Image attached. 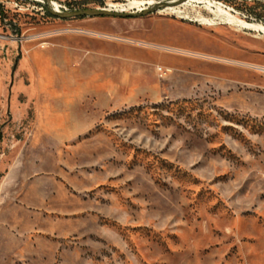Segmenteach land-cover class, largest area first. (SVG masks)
<instances>
[{"label":"rangeland","instance_id":"374dc122","mask_svg":"<svg viewBox=\"0 0 264 264\" xmlns=\"http://www.w3.org/2000/svg\"><path fill=\"white\" fill-rule=\"evenodd\" d=\"M158 1L50 5L140 11ZM257 25L264 0L69 19L43 0H0V264H264V115L225 102L236 80L255 84H237L240 93L264 94ZM134 28L146 44L94 32ZM100 37L151 70L187 72L189 91L158 77L160 101L104 111L86 131L48 132V94L67 88L56 69L48 89V56L88 60ZM40 180L43 200L31 188Z\"/></svg>","mask_w":264,"mask_h":264},{"label":"crops","instance_id":"0c3cea01","mask_svg":"<svg viewBox=\"0 0 264 264\" xmlns=\"http://www.w3.org/2000/svg\"><path fill=\"white\" fill-rule=\"evenodd\" d=\"M138 31L134 28L126 32L115 29L94 32L105 37H125L136 43L146 44L145 40L138 37ZM125 46L110 38L100 37L93 50L85 51L89 52V55L93 53L88 60L75 52L68 55L70 59L65 58L64 55L61 59L56 58V55L48 56V89L53 88L56 69L60 71V80L67 86L62 92L54 93L55 95L48 94V132L86 131L92 127L94 118L99 119L104 111L116 110L124 105H133L140 99H151L157 102L164 97L161 94L166 91V85L158 80L156 71V66L161 64L154 65L151 70L148 65L134 61L127 54L115 51V48H126ZM165 68L169 70L165 77L171 81L173 88L176 85L180 91H189L188 87L187 90L181 89L182 76H186L187 72L180 71L181 73L178 74V70L174 67L166 66ZM231 83L233 84L229 85L232 88L227 90L226 99L228 101L226 100V103L238 99L244 104L229 105L233 108L238 106L245 108V111L253 115H264V94L250 91L240 93L237 87V84L253 85V82L236 80ZM191 85L193 84L189 87ZM221 86L228 85L222 84ZM243 95H247L246 99ZM57 98L60 102L54 103V99ZM85 109L93 110L94 113H88ZM46 171L48 173V170ZM46 175L48 177V174ZM31 188H34L36 197H43L42 200L48 195L46 181L40 180L32 184ZM38 201L37 204L40 203Z\"/></svg>","mask_w":264,"mask_h":264},{"label":"water","instance_id":"95a60500","mask_svg":"<svg viewBox=\"0 0 264 264\" xmlns=\"http://www.w3.org/2000/svg\"><path fill=\"white\" fill-rule=\"evenodd\" d=\"M184 0H159L157 3L153 5H149L140 11H119L113 10L111 8H90L84 7L80 9L74 10H55L50 5V0H43L44 4L47 7L48 12L56 17L62 19L76 18V17H99V16H107V17H118V18H131V17H141L147 15L149 13L156 12L159 8L176 5Z\"/></svg>","mask_w":264,"mask_h":264},{"label":"built area","instance_id":"2783aa9c","mask_svg":"<svg viewBox=\"0 0 264 264\" xmlns=\"http://www.w3.org/2000/svg\"><path fill=\"white\" fill-rule=\"evenodd\" d=\"M156 71H157V75L160 78H164L166 76V74L169 72V70L167 68H164L161 65L156 66ZM264 71V69H263Z\"/></svg>","mask_w":264,"mask_h":264},{"label":"trees","instance_id":"16d2710c","mask_svg":"<svg viewBox=\"0 0 264 264\" xmlns=\"http://www.w3.org/2000/svg\"><path fill=\"white\" fill-rule=\"evenodd\" d=\"M163 103H156L154 107H162Z\"/></svg>","mask_w":264,"mask_h":264},{"label":"bare ground","instance_id":"6f19581e","mask_svg":"<svg viewBox=\"0 0 264 264\" xmlns=\"http://www.w3.org/2000/svg\"><path fill=\"white\" fill-rule=\"evenodd\" d=\"M257 27H258L259 29H261V30L264 31V26H262V25H257Z\"/></svg>","mask_w":264,"mask_h":264}]
</instances>
